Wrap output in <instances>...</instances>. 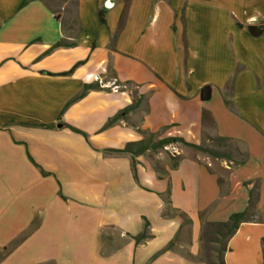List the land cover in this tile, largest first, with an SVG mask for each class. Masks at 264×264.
Listing matches in <instances>:
<instances>
[{"label":"crops","instance_id":"obj_1","mask_svg":"<svg viewBox=\"0 0 264 264\" xmlns=\"http://www.w3.org/2000/svg\"><path fill=\"white\" fill-rule=\"evenodd\" d=\"M96 77L123 88L64 111ZM143 133L227 139L233 160L187 147L174 169L147 151L135 177L106 151ZM253 189L225 264H264V0H0V264H205L203 224L246 212Z\"/></svg>","mask_w":264,"mask_h":264},{"label":"trees","instance_id":"obj_2","mask_svg":"<svg viewBox=\"0 0 264 264\" xmlns=\"http://www.w3.org/2000/svg\"><path fill=\"white\" fill-rule=\"evenodd\" d=\"M124 16H125V14L123 13V15L121 17V23L124 20ZM99 17H100L101 22L103 24H105L104 14L102 12H99ZM72 46H74V45H70L63 40V41L57 43L55 46H53L45 54H43L42 57L49 55L51 52H53L54 50H57L59 48H70ZM82 65H84V62H80V63L76 64L70 71L63 73L59 76H61V77L71 76L75 72V70ZM100 90H101V87L98 84L86 85L84 87L83 93L79 97H77V98L73 99L71 102H69L67 104V106L65 107L64 111H66L73 103L83 99L88 94V92L100 91ZM210 97H211V88L210 87L204 88L203 92H202V99L206 101V100H209ZM227 104L229 105L228 102H227ZM135 108H136V105L129 107L128 109H126L125 111H123L122 113H120L119 115L114 117L113 119H111L105 128L112 127L114 124H116L118 121H120L126 114H128L130 111L134 110ZM44 128H51V127L45 126ZM74 131L79 133L76 130H74ZM143 135L146 137V135H148V134L143 133ZM150 136L153 137L154 135H150ZM217 140L220 143H224V144L229 143V141L227 139L217 138ZM172 144H180L182 146H185V147L194 149L196 151L205 153L214 159H224L227 161L233 160V158H231L230 154L215 153L213 151L206 150V149L202 148L201 146L189 144V143L185 142L183 139L178 138V137L162 139L155 144H152L151 141H146V139H145L140 143L129 144L123 150L106 151V153L107 154H129V155H131L133 157V170L135 172V177H136V164H135L134 158L145 154L147 151H154L155 152L158 150H162L165 147L172 145ZM236 153H237V151H236ZM244 159H245V156L238 153L237 159L233 162L235 165H241L244 162ZM177 166H178V162H176L173 165V168L175 169V168H177ZM169 196H170V191L167 192V200H165V204L167 205V212L165 213L166 217H168V216L172 217L170 215L171 207H170ZM257 198H258V193L253 189L251 192L250 206L247 209V211L242 213V214L233 215L230 218V221L228 223H224V224L205 223V224H203V241L210 246H218V249H211V254H214V256L211 255L208 258H206V260L200 259L202 262H204L205 264H225L224 254L227 251L226 248H227L228 240L237 232V230L239 229V226L242 223L256 221L257 209H256V205H255V200ZM179 216L185 221L186 225L191 224V222L189 220H187L183 215H179ZM148 228H149V225L146 224L145 225V232L142 235L135 238V241L137 244H140L143 241L151 238L149 233H148ZM208 233H211V234L209 235ZM262 244H263V253H264V240L262 241ZM172 247H173V243H171L168 246L167 250H170Z\"/></svg>","mask_w":264,"mask_h":264},{"label":"rangeland","instance_id":"obj_3","mask_svg":"<svg viewBox=\"0 0 264 264\" xmlns=\"http://www.w3.org/2000/svg\"><path fill=\"white\" fill-rule=\"evenodd\" d=\"M150 135H153V134L146 135L145 139H146V141H151L152 144H155L161 140L160 135H154L153 137H151ZM177 147L179 148V150L187 148V147L182 146L180 144H177ZM201 147L206 149V150L213 151L215 153L230 154L231 156L235 152V147L231 143H225V144L220 143V142H218L216 137L203 136V140L201 142ZM187 149H190V150H193L195 152L200 153L199 151H196V150L191 149V148H187ZM180 154H181V151H180ZM203 154H205V153H203ZM154 155H157V156L160 155L161 156L160 158H162V161L168 162L170 167H172L178 161L177 159L179 158V156L172 157L164 149L154 152ZM205 155L209 156L207 154H205ZM174 158H176V159H174ZM170 215L172 217L175 215L177 216V214L172 212V210L170 212ZM110 237H111V234H110ZM211 249H218V246H210V245L204 243L203 252L201 254L200 259L206 260V258H208L209 256H211V255L214 256V254H211Z\"/></svg>","mask_w":264,"mask_h":264},{"label":"built area","instance_id":"obj_4","mask_svg":"<svg viewBox=\"0 0 264 264\" xmlns=\"http://www.w3.org/2000/svg\"><path fill=\"white\" fill-rule=\"evenodd\" d=\"M95 82L104 89H109L110 91H112L113 93H118L121 91V89L123 88L121 85H117V83H112L111 85L105 84L101 78L96 77L95 78ZM164 150L166 152H168L172 157H177L180 156V150L177 147V144H172L169 145L167 147L164 148Z\"/></svg>","mask_w":264,"mask_h":264}]
</instances>
